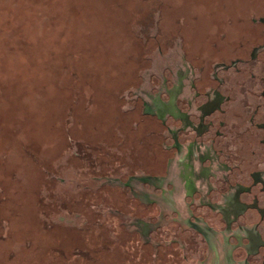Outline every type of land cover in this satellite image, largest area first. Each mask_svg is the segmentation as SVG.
<instances>
[{
    "label": "rangeland",
    "instance_id": "374dc122",
    "mask_svg": "<svg viewBox=\"0 0 264 264\" xmlns=\"http://www.w3.org/2000/svg\"><path fill=\"white\" fill-rule=\"evenodd\" d=\"M135 14L0 0V264H121L158 119ZM125 180V179H124Z\"/></svg>",
    "mask_w": 264,
    "mask_h": 264
},
{
    "label": "flooded vegetation",
    "instance_id": "af4514ba",
    "mask_svg": "<svg viewBox=\"0 0 264 264\" xmlns=\"http://www.w3.org/2000/svg\"><path fill=\"white\" fill-rule=\"evenodd\" d=\"M247 23L203 76L178 66L144 104L147 169L117 178L139 236L172 228L187 264H264V17Z\"/></svg>",
    "mask_w": 264,
    "mask_h": 264
},
{
    "label": "water",
    "instance_id": "95a60500",
    "mask_svg": "<svg viewBox=\"0 0 264 264\" xmlns=\"http://www.w3.org/2000/svg\"><path fill=\"white\" fill-rule=\"evenodd\" d=\"M106 1L135 14L155 98L178 66L187 65L203 76L221 59L226 43H235L241 26L264 17V0ZM148 162L149 157L146 167ZM173 233L164 228L147 241L131 226L121 264H187L178 247L168 246Z\"/></svg>",
    "mask_w": 264,
    "mask_h": 264
}]
</instances>
